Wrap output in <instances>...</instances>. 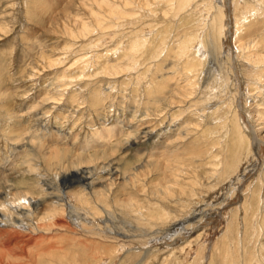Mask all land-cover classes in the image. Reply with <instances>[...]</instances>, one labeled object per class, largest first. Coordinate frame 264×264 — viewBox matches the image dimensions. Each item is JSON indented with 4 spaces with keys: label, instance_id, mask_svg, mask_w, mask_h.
I'll use <instances>...</instances> for the list:
<instances>
[{
    "label": "rangeland",
    "instance_id": "obj_1",
    "mask_svg": "<svg viewBox=\"0 0 264 264\" xmlns=\"http://www.w3.org/2000/svg\"><path fill=\"white\" fill-rule=\"evenodd\" d=\"M179 2L0 0V264H264V80L236 41L264 45V2ZM72 162L106 167L82 181ZM16 193L33 225L52 196L93 215L38 232L3 219Z\"/></svg>",
    "mask_w": 264,
    "mask_h": 264
},
{
    "label": "bare ground",
    "instance_id": "obj_2",
    "mask_svg": "<svg viewBox=\"0 0 264 264\" xmlns=\"http://www.w3.org/2000/svg\"><path fill=\"white\" fill-rule=\"evenodd\" d=\"M190 0H181V2H179V6H183V3L185 5L188 4ZM256 1H259L260 3L264 2V0H256ZM240 2V1H239ZM222 4V3H221ZM241 5V4H240ZM244 8L242 9H245V13H249L250 11H253V14H257V13H261L262 9L260 6H257V7H252L250 8V5H247L246 3H244L242 5ZM241 6V7H242ZM212 7V6H211ZM240 7V8H241ZM249 9V11H248ZM224 14V13H223ZM246 20H247V16H243L241 18V20H237L236 21V32L239 33V31L241 30V27L243 26L244 28V24L246 23ZM241 21V22H239ZM222 28V29H221ZM218 29V28H216ZM220 33H224V25L221 24L220 26ZM225 35V34H224ZM245 35V34H243ZM241 36V35H240ZM246 37V39L243 41L242 43V39H244ZM236 41L237 42H240L241 41V45L237 46L238 48V51L239 52H243L245 53L246 55V61H250L251 63L250 64H244V62H241L242 63V66L244 67V74L245 76L247 77L248 80L251 81V84H256L258 87H260L259 85V81H263L264 80V50H260V48H258V46L262 43H260L259 41L258 42H255V39L253 37V34H250V33H247V35H245L244 37H239L237 35L236 37ZM202 42H198V44H196L195 46V51H194V54H200L201 52H204V54H210V50H208L205 45H203L202 47ZM260 43V44H258ZM200 44V45H199ZM262 47L264 46L263 44L261 45ZM186 49V48H184ZM190 50V49H189ZM242 53V54H243ZM203 54V55H204ZM240 54V53H238ZM200 56V55H199ZM206 56V55H205ZM252 59H250V58ZM197 58V57H196ZM211 58V57H210ZM199 59V58H198ZM209 60V59H208ZM249 63V62H248ZM200 64V63H199ZM253 64V65H252ZM257 64V65H256ZM213 66V65H212ZM211 69H215V68H211ZM189 70V69H188ZM218 71V69L216 70ZM263 71V72H262ZM221 72V71H219ZM213 73V72H212ZM223 75L224 72L222 73ZM217 75V74H216ZM215 77V76H214ZM221 77V76H220ZM211 78V76H210ZM162 89V88H161ZM249 94V93H248ZM252 96V95H251ZM260 96V95H259ZM261 98H262V102H264V96L261 95ZM249 101H252L251 98H248ZM254 99V98H253ZM261 103V102H260ZM263 104V103H262ZM264 105V104H263ZM205 109V108H204ZM257 113H261L264 111V108H256ZM264 114V113H263ZM125 126V125H124ZM102 131V130H101ZM97 132L98 134L101 132ZM105 130H103V132H101V136H98V139H96L97 141L98 140H102L103 143L106 142L107 139L110 138V132H104ZM114 132L118 133L119 132V128L116 127V129L114 130ZM97 133L95 136H97ZM114 134V133H113ZM110 135V136H109ZM256 140V139H255ZM95 143V142H94ZM93 146V145H92ZM53 153V152H52ZM58 154V153H57ZM56 154V155H57ZM150 156V155H149ZM72 161V160H71ZM84 162V161H83ZM73 167H74V170L71 171V173L69 174V176H72V177H76V178H79L81 179L82 181H88L89 178L93 175L94 172H96L98 169H102V167H104L106 164H102V167H97V166H90V165H82V164H74V162H72L71 164ZM83 166H87L85 167L84 169H81L80 167H83ZM149 166V165H148ZM106 167V166H105ZM166 167H169L170 169H172L173 167L172 166H169V165H166ZM80 168V169H78ZM108 168V166H107ZM146 168V167H145ZM57 169V168H56ZM35 170V169H34ZM104 171V169L102 170ZM136 173L137 169H135ZM172 171V170H171ZM97 175V174H96ZM115 175H118L117 173ZM172 175V173H171ZM96 177V176H95ZM136 177V174L135 175H131L130 173L126 175V178L125 179H128L129 181H131L132 179H134ZM124 178V177H123ZM115 180V179H114ZM119 180V179H118ZM107 182V181H106ZM132 183V181H131ZM89 184V190L92 188V184L94 183H88ZM112 184V183H111ZM105 187H107L108 189V192L110 191V184H107ZM102 192L101 190H97V191H94L92 189V193L91 195L95 198L96 201H99V203H97V208L99 209V211L101 210V212H106L108 215L111 214V212L104 206L103 204V200H102ZM12 194V193H11ZM22 195V197H21ZM89 197V196H88ZM85 198V197H84ZM82 196H74V198L72 197V195H70V199H69V202H68V205L63 202V199L60 197V196H52V199L49 203V205L45 208L46 211H45V214L43 215L44 217H42L40 219V221H37V224L33 225L32 221H31V216H33V214L35 212H37V210L39 209V200L37 198H33V196L28 197L26 196V193H16V195L13 196V198L10 200V203H15L16 206L13 207V209H11V212H9V214H5V215H2L3 219L4 220H7V222H10V223H14V222H18L16 216L18 215H21V217L24 218V221H27V223L29 224V227L31 228V230H36L38 232H43V233H50L52 231V227L57 225L58 222H65L64 219L66 218V215H64V213L67 211V216L69 219H71V224L75 225L76 227H78L81 231H85V227L83 225V223L80 222V220L76 217V218H73L75 216H73V213L74 212H77L78 210H87V212L89 211H92L94 206H90L87 202V204H85L86 202L83 201L84 199ZM19 199H23L24 201L22 202H18ZM40 199V198H39ZM26 201V202H25ZM9 204V203H8ZM126 204H128L130 207L132 205V202L131 200L128 201ZM42 205V204H41ZM96 205V204H95ZM108 205V204H107ZM5 206V205H4ZM11 206V205H10ZM12 207V206H11ZM68 208V210H67ZM96 208V209H97ZM139 208V207H138ZM136 208V209H138ZM10 209V208H9ZM15 209V210H14ZM131 210H132V207H131ZM3 211V210H2ZM98 211V213H99ZM141 211V209H140ZM97 212V210H96ZM97 213V214H98ZM91 215L92 212H90ZM76 215V214H75ZM99 215V214H98ZM104 215V214H103ZM82 216V215H81ZM105 216V215H104ZM85 217V216H84ZM88 217V216H87ZM195 217V216H194ZM94 219V218H93ZM99 219V218H98ZM97 218H95V220H98ZM94 221V220H93ZM100 221V220H99ZM167 221V220H166ZM105 222V221H104ZM41 223V225H40ZM91 225L93 226H96L97 227V224L95 222L90 223ZM99 224V223H98ZM242 224V223H241ZM240 224V225H241ZM62 225V224H61ZM86 225V224H85ZM105 225V224H104ZM146 225V224H145ZM42 226V227H41ZM101 226V225H100ZM69 227V226H67ZM92 227V226H91ZM95 227V228H96ZM137 227V226H136ZM193 227V226H192ZM16 228V226H15ZM14 228V229H15ZM90 228V227H89ZM139 228V227H138ZM142 228V227H141ZM140 229V228H139ZM144 229V228H143ZM142 229V230H143ZM98 230V229H97ZM141 231V230H140ZM92 235V234H91ZM105 236V235H104ZM119 236L120 234L119 233H109L106 237L110 240H119ZM122 236V235H121ZM129 237V236H128ZM100 238V237H99ZM124 238V237H123ZM150 241L147 240V242H145V244H148ZM111 243V242H110ZM116 243V242H115ZM132 243H126L124 241L121 242V240H119L118 243H116V245L120 246L122 249L130 246ZM131 248V247H129Z\"/></svg>",
    "mask_w": 264,
    "mask_h": 264
}]
</instances>
